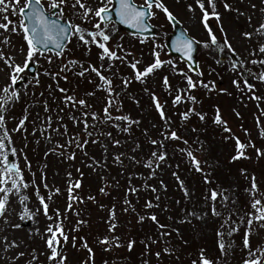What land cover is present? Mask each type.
Masks as SVG:
<instances>
[{
	"label": "rangeland",
	"instance_id": "1",
	"mask_svg": "<svg viewBox=\"0 0 264 264\" xmlns=\"http://www.w3.org/2000/svg\"><path fill=\"white\" fill-rule=\"evenodd\" d=\"M50 0H42V3H47ZM88 6L98 7L99 0H83ZM194 0H164V3L170 11L174 13L184 29H187L188 33L197 37L198 40L204 41L208 39L206 29L202 23L193 22V13L190 12L186 5L193 3ZM225 0H216L217 10L221 13V19L224 27L227 29L230 42L235 48V52L226 49L224 52L211 53L208 49L198 45V63L203 73L202 76L194 75V80H202L204 82L215 81L218 88H228L232 95H226L223 93H217L208 91L202 87L191 90V95L197 97V102L193 104L191 101H182L180 104L173 106L172 97L176 94L175 89L177 87L184 88L186 81L183 77L173 73L170 67L165 65L162 69L158 70L154 75L149 76L145 84L133 81L126 91L121 88L120 77H131L132 70L127 64H121L116 62L118 68V78L114 81L116 85V91L121 92L119 99L123 102V107L120 111L115 108L112 109L113 115L130 114L133 119H139L141 122L139 125H133L131 134L121 133L118 129L111 128L108 124H101L96 128V134L89 138L83 132V123H74L69 119L70 115H74L77 120L82 121V113L84 111H96L99 114H103V107L106 103V93L104 91L95 88L93 83H88L86 78L78 77L74 71L63 73L58 80L61 87L69 89V94H72V90H76V95L81 98H86L87 103L91 105V109L77 106L75 109L65 106L62 103V97L59 91H55L52 95H49L48 85L52 84L53 88L56 87L57 81L50 79V77L44 75V70L59 71L61 59L77 58L81 59L85 66L90 61L93 64L99 66L98 53L99 49L93 45L91 51L81 45L72 41L66 46L69 47V51L66 57H57L54 52H45V57L38 58V60L30 62V65L34 66V71L31 73L30 69H27L26 81L20 82L21 85L28 81H34L35 77H38L41 81L40 85H33L29 88L28 94L23 95L21 100L11 107L6 114L7 128L11 132L15 128L19 120L24 116H28L26 121L27 138L25 139L24 132H11L13 144L9 147H15L17 152L12 154L9 151V159L11 162L17 163L23 170L25 180L30 183L29 188L26 190V195L30 197L28 206L35 211L37 208L40 210L36 212L33 219H27L20 221L18 215L10 214L9 219L12 223H21L19 229H14L5 225L0 221V229H3V235H7L9 240L16 239L20 243V247L15 250H10L8 256L14 255L17 252L23 251L25 255L21 257L15 264H28L32 260V255L36 254L37 259L32 261V264H55L54 261H49L45 253L50 254V250L46 246L47 233L45 229L49 224H56L60 222L63 224L65 233L69 239L65 243L62 238L60 243L56 245L60 251V255L67 256L66 264H143L145 260L148 264H191L192 260H197L200 254V250L204 249L205 256L211 259L214 264H243V261L248 258V250L243 247V233L247 227L246 223L240 225V231L234 233L231 238L225 237L233 244L232 248L227 253H222L218 247V237L216 231L219 228L221 219H215L209 216L205 221L193 220V222L186 223L184 218L187 208L189 211H200L204 206V198L206 195H210L209 189L216 187L219 184L223 188H231L235 192V198L237 200L235 206L231 203L228 205V209L233 207L239 209L240 216L252 211L250 198L244 189L249 187V182L246 181L240 174L241 168H246L249 173L254 172L257 177L258 185L261 191H264V158L257 159L255 149L252 147L247 148V154L251 159H240L238 161H232L231 156L235 155V138L239 137L242 142L247 144L249 140L255 143L258 148H264V138L259 135V128L257 127V117H260L261 125L264 126V99L257 101L250 98V93L245 89L243 92L237 91L231 84V80L236 76L228 70L230 62H236L238 69L247 72L251 69L253 73H259L264 71V67L260 64L252 65L251 60L264 59V57L257 55H250L253 49L258 51L259 43L264 42V36H257L255 34V28L260 23L264 22V0H227L228 3L233 5L231 10H225ZM72 0H69L71 5ZM138 4L142 1L137 0ZM112 4V2H111ZM255 5L253 8L251 5ZM195 6V5H194ZM238 10V11H237ZM242 13V14H241ZM4 13L0 12V17ZM9 19L18 21V16H12L10 13ZM197 21L200 18L199 9L196 12ZM252 17L251 23L248 17ZM63 18L72 19L75 23H81L85 28H91L92 23L97 18H93L92 23L83 21L80 17L76 16L73 10L69 7L66 9ZM166 15L162 11H157V15L150 18V22L159 30V36H156L155 41H145L141 43V37H134L124 32L118 26L112 22L108 23V28L114 25L116 32L111 33L113 39L109 42V47L115 49L116 45L122 44L124 48L131 51L133 54L128 59L133 58L141 61V69L148 63L152 62L154 57L152 56V49L155 44L161 45L158 49L161 54V58L164 60L173 61L179 68L184 69L185 66L178 62L176 59L170 57L167 54L164 43L168 35L171 33V27L166 21ZM104 25L102 24V27ZM210 26L215 31V34L222 41L223 34L219 31V22L215 18H211ZM248 31L253 32L252 38L245 39L242 33ZM8 33L0 30V50H3L5 55H11L15 57L16 62H21L25 58L20 52V46L23 42L20 35L13 34L11 36V44L4 45L2 43L3 37ZM48 55L53 56V62L49 64L46 60ZM220 59L221 64H216L215 60ZM241 59L247 62L242 68H239V62ZM4 62L0 60V68H3ZM115 70V69H114ZM8 69L0 71V86L8 83ZM107 75L108 73L105 72ZM63 75H67L69 79L65 81ZM168 75L170 84L172 85L173 92L171 95L163 87V76ZM96 83H99L98 78L92 74ZM256 87L253 91L257 96L264 97V83H260L254 78L250 79ZM147 86L152 92H155L160 101L166 103V113L172 118L173 127L178 131V134L189 141V145L194 150L195 155L202 161V167L205 169V173H211V180L213 183L206 185L203 180V175L196 172L187 158L186 155L176 149V146L183 148L185 145L183 141H167V147L169 156L165 163L161 165V169L157 170L154 177H150V169L143 166V163H133L127 157L133 155L132 148L134 142H138L142 145V150L135 153L137 159L140 161H146L151 151L155 146H152L148 140L151 138L159 137V130L163 128V122L160 121L158 113L152 107V101L150 96L143 91V88ZM88 92H95L94 96H87ZM43 93V97H41ZM135 97L140 101L136 104L131 97ZM43 100L49 102L51 110L45 112L43 108ZM207 100L213 101L221 109V114L224 120L227 121V125L231 128V132L224 131V126L211 125L210 122L200 121L196 115L190 116L189 120L182 123L179 113L186 111L190 107H195L197 111L206 113L205 106H208ZM27 108V112L25 109ZM63 109V111H59ZM235 109V111H234ZM240 113V116L236 115V112ZM207 115V114H206ZM47 116L52 117V131L51 142H47L44 136L39 131L33 134V128L39 129ZM59 116H63V120H58ZM198 121H197V120ZM89 123H94L89 116ZM206 120V119H205ZM203 122V123H202ZM66 124L68 133L61 135L64 129L60 127V131L55 129L58 125ZM153 125H156L154 128ZM144 129H148L149 135L146 136ZM195 129V131H193ZM247 129V132L245 131ZM112 131L114 139H120L121 145L116 146L111 143V140L100 136L99 143H88L81 150L74 144L69 149H63L65 155L70 152L76 153L75 160L65 159L64 156L57 152L49 153L45 156V152L49 148H53L56 142L60 144H66L67 140L73 134H79L84 139H97L100 132ZM46 134V133H45ZM40 140L38 144L36 141ZM233 141V142H232ZM107 146V153L104 152V147ZM201 148L203 151H201ZM85 152L87 155H85ZM120 153H124L123 163L117 164L114 162V156ZM25 156L27 160H25ZM100 161V165L92 167L89 166L93 163L92 158ZM31 165L29 168L28 165ZM179 166V167H177ZM79 169V171H77ZM176 171L184 180L186 186L193 193L190 200H186L183 191L178 187V181L172 175ZM71 173V177L68 173ZM81 173L83 175L81 176ZM33 174H35L33 176ZM35 180V185L39 187L41 195H44L46 200L49 192H53L56 188L60 189L59 194H54L51 200H47L49 204V214L54 217L53 220H49L43 213L42 205L39 204V200L35 195L36 187L31 184V181ZM81 181V187L75 189L73 195L77 198L83 197V201L79 199L73 201V207L68 208L69 193L68 188L70 185H74L75 182ZM163 180L167 185L165 190L160 186V181ZM47 183L49 187L44 188V183ZM146 185H153L157 188V192H152L150 187ZM135 186L139 191L131 193L128 189ZM101 187L106 188L107 195L101 193L99 189ZM159 195L160 200L156 201L155 197ZM89 196H94L96 199L89 200ZM136 201L133 211L131 206L125 201ZM151 200L154 204L158 203L159 207L152 209H145L146 202ZM11 209H15L18 213L22 209V205L18 203L17 196L11 197ZM179 201L180 203H176ZM104 205L103 208L100 205ZM113 204L116 206V223L118 224L114 232L109 230V224L112 221L109 218V211ZM143 204V206H142ZM167 206V210H165ZM124 207V208H123ZM129 208L128 211H124L125 208ZM219 209V204L217 205ZM56 209L60 210L61 215L56 217ZM207 210V209H205ZM151 212H155L160 224L165 225L164 229L158 227L156 222H153L150 218L145 219L143 222L139 221V215L150 216ZM227 211L225 210V216ZM171 217V219H170ZM81 223L77 228L79 221H86ZM234 220H238V217H233ZM89 231H85L88 229ZM39 228L43 235H33V230ZM174 229H179V235ZM162 231L169 232L168 236H161ZM89 233L90 236H94L90 241L89 247L92 248L93 253L89 258L87 249L81 244L78 248V240L76 236H84ZM106 236H118L120 240L124 241L120 247H110L109 245H101L100 249H96V243L102 240ZM75 238V246L73 242ZM149 238H152L151 240ZM127 239V241H125ZM135 240L133 250L129 251L127 248L128 240ZM152 240H156L157 243H153ZM186 242V243H185ZM250 244L253 249H264V229L259 228L258 224L253 225V232L250 236ZM140 245L142 248H140ZM165 247L173 249L171 253L163 251ZM35 249V253H33ZM101 251L102 257L97 255L96 252ZM161 252L159 258L155 253ZM261 253L257 251V255ZM97 255V256H96ZM109 255V258L106 257ZM101 257V259H100ZM6 256L3 252H0V264H5ZM8 264H13L11 260ZM264 264V261H262Z\"/></svg>",
	"mask_w": 264,
	"mask_h": 264
},
{
	"label": "snow or ice",
	"instance_id": "2",
	"mask_svg": "<svg viewBox=\"0 0 264 264\" xmlns=\"http://www.w3.org/2000/svg\"><path fill=\"white\" fill-rule=\"evenodd\" d=\"M195 5V6H194ZM253 8L256 6L251 5ZM71 8L76 16L80 17L83 21L92 23L93 18H97L94 23H92L91 28H85L81 23H75L72 19L67 21H62V18L65 15L66 9ZM112 7L111 0H99L98 7L88 6L83 0H72L71 5H69V0H50L45 7V3H42V0H0V12L4 13L0 17V30L4 33H8L3 37L2 43L4 45H10L13 48L14 45L11 44V36L13 34L20 35L24 43L20 46V52L24 55V59L21 62H16L15 57L8 55L6 56L3 50H0V60H3L4 66L0 68V71H4L5 68L8 69V83H5L3 86H0V221L5 225H8L11 228L19 229L22 225L21 223H12L9 219L10 214L18 215L20 221L27 219H33L36 212L40 209L37 208L35 211L29 208L28 201L30 197L26 195V190L29 188L30 183L25 180L23 170L19 167L17 163L11 162L9 159V151L12 154L17 152L15 147H9L13 144L11 132H24L25 139L27 138V128L26 121L28 116L24 115L19 122L16 124L15 128L9 131L6 124V114L11 107H14L18 103L23 95H27L29 88L33 85H40L41 81L38 77L34 78V81H28L21 85L20 82L26 81L27 79V69L30 66V62L38 60V58L45 57V51L51 52L53 49L49 48V45H53L56 49L57 57H66L69 47L66 46L65 41L69 42V45L72 41H75L76 44L81 45L87 49L88 52L91 51V47L95 45L100 51L98 53V59L100 61L99 66L88 62L85 66L84 62L81 59L71 58V59H61L59 71L55 70H44V75L50 77V79L57 81L56 87L53 88L52 84L48 85L49 95H52L55 91H59L62 94V97L57 99H62V103L65 106H69L75 109L77 106H82L84 108L91 109V105L87 103L86 98H81L76 95V90H72V94H69V89L61 87L58 83L61 74L74 71L75 74L80 78H86L88 83H93L95 88L101 91H104L106 95V103L103 107V114H99L96 111H84L82 113V121L77 120L74 115H70L69 119L73 120L74 123H83V132L91 138L96 134V128L101 124H108L111 128L118 129L121 133L131 134L132 126L139 125V119H133L130 114H120L113 115L112 109L115 108L117 111H120L123 107V102L119 99L121 92L116 91V85L114 81L118 78V68L116 67V62L119 61L121 64H127L128 67L132 70L131 77H120L121 79V88L123 91H126L129 85L133 82H139L145 84L149 76L154 75L158 70L162 69L165 65L170 67V70L183 77L186 81V86L184 88L177 87L175 89L176 94L172 97V105L176 106L182 101H191L193 104L197 102V97L191 95V90L202 87L212 93L213 91L217 93H223L226 95H232L229 92L228 88H218L215 81L204 82L203 80H194L192 75H189L185 72L184 69L179 68L173 61L164 60L161 58L160 51L158 50L161 45L155 44L152 49V56L154 59L152 62L148 63L142 69L140 67L141 61L139 59L133 58L129 60L128 57L133 54L128 49L124 48L122 44L116 45V48L113 49L109 47V42L113 39L111 33H115L116 29L113 25L111 29L108 28V21L110 20L109 9ZM187 9L192 12L193 22L202 23L206 29L208 39L201 41L197 37L188 33L187 29L182 31L176 39L173 41V46L176 51L184 54L188 61L192 60V53L196 50V46L200 45L205 49H208L211 53L224 52L226 49L235 52L230 38L227 33V29L224 27V24L221 19V13L217 10L216 0H194L193 3L186 5ZM197 8L199 9L200 18L197 21L196 12ZM225 10H231L233 5L228 3L227 0L224 2ZM157 11H162L168 21L175 22L177 17L164 3V0H142L141 4L137 3V0H117L115 12L119 21L123 24H127L130 27L137 29L136 32H133L134 37H140L143 33L147 32L151 28V24L148 22L149 17H154L157 15ZM238 11V10H237ZM264 11V9H262ZM18 16V21H13L9 19V15ZM242 14V13H241ZM55 17V18H50ZM215 18L219 22V31L223 34L222 41L217 37L215 31L210 26L211 18ZM249 22L251 23L252 17H248ZM102 24L104 25L102 27ZM255 34L257 36H264V22L260 23L257 28H255ZM243 38L251 39L253 32L245 31L242 33ZM146 37L141 39L140 42L144 43ZM153 41H155V35L153 34ZM250 55H257L264 57V42L259 43L258 51L253 49ZM46 60L49 64L53 62V56L48 55ZM247 61L241 59L239 62V68H242ZM216 64H221L220 59L215 60ZM252 65L260 64L264 67V59L251 60ZM191 67V65H189ZM115 69V70H114ZM228 70L231 71L236 78L231 80L232 86L240 92H243L245 89L250 93V98L260 101L264 97L257 96L253 89L256 87L253 83L250 82L251 78L264 83V71L259 73H253L251 69H248L245 73L238 69V64L236 62H230L228 65ZM105 72L108 74L106 75ZM92 74L98 78L99 83H96L93 79ZM199 76H202L203 73L199 72ZM63 79L67 81L69 77L63 75ZM163 87L169 93L172 94L173 88L169 81V76H163ZM143 91L150 96L152 101V107L158 113L160 121L163 122V128L159 130L158 138L149 137L148 142L155 146L154 150L151 151L150 155L147 157L146 161H140L135 155L136 152L142 150V145L138 142H134V147L132 148L133 155L127 157L133 163H143V166L147 169H150V177L156 175L157 170L161 169V165L165 163L168 159L169 152L167 147V141H183L185 147L181 148L178 145L175 150H178L181 155H186L189 159L192 168L203 175V180L206 185L213 183L211 180V173H205V169L201 166L202 161L197 158L194 153V150L189 145V141L178 134V131L173 127L172 118L169 117L166 113V101L161 102L159 97L155 92H152L147 86L143 88ZM43 97V93L40 94ZM87 96H94L95 92H88ZM131 99L139 104L140 101L134 96ZM43 108L47 113L51 110L49 102L43 100ZM59 111H63L60 109ZM235 111V109H234ZM27 112V108L25 109ZM196 115L200 121H205L206 113L197 111L195 107H190L186 111L179 113L182 121H188L190 116ZM237 116H240V113L236 112ZM264 115V112L261 113ZM89 116L91 117L94 123H89ZM58 120L62 121L63 116H59ZM214 125H223L224 131L231 132V128L228 127L227 121L223 119L221 114V109L217 105L215 106V116L213 118ZM60 127H63L64 131L61 135L68 133V128L66 124L58 125L55 131L59 132ZM155 128L156 125H153ZM257 127L259 128L260 137L264 138V126L261 125L260 117H257ZM39 131L41 135L44 136V139L47 142H51L52 136V117L47 116L44 120L43 125L37 129L33 128V134ZM195 131V129H193ZM247 132V129H245ZM46 133V134H45ZM146 136L149 135L148 129H144ZM103 136L111 140V143L116 146L121 145L120 139H114L112 131L100 132L97 136V139H84L79 136V134H73L66 142V144H60L59 141L56 142V145L53 148H49L45 152V156L49 153L57 152L58 154L64 156L65 159L75 160L76 153L70 152V154L65 155L62 151L63 149H69L75 142V146L81 150L84 149V146L88 143H99V137ZM235 144V155L231 156L232 161H237L240 159H251L247 154V148L252 147L255 149L257 159L264 158V148H258L255 146V143L249 140L247 144L242 142L239 137H234ZM38 144L40 140L36 141ZM107 146L104 147L105 154L107 153ZM201 151L203 149L201 148ZM85 155L87 153L85 152ZM124 153H120L114 156V162L117 164H122ZM25 160L27 157L25 156ZM93 163L89 166L95 167L100 165V161L92 158ZM28 167L31 165L29 163ZM179 167V166H177ZM79 171V169L77 170ZM240 174L243 178L249 182V187L245 188V193L248 194L250 198V204L252 211L245 213L243 216H240L239 209L233 207L228 209V205L231 203L235 206L237 200L235 198V192L231 188H223L219 184L216 187L210 188V195H206L204 198V206L198 212L196 210L189 211L187 208L184 209L186 216L184 222L192 223L193 220L205 221L209 216L215 219H221L219 228L216 231V236L218 237V247L222 253H227L229 249L232 248L233 244L226 240L225 237L231 238L234 233L240 231V225L245 224L247 227L243 233V247L248 250V258L243 261V264H262L264 261V249H253L250 244V236L253 232V225L258 224L259 228L264 229V191H261L257 177L254 172L249 173L246 168L240 169ZM35 174H33L34 176ZM83 173H81V176ZM172 175L178 181V187L183 191V195L186 200H190L193 193L186 186L183 179H181L178 172L174 171ZM68 176L71 177V173H68ZM31 184L36 187L35 195L39 200V204L42 205L43 213L50 221L54 219L52 215L49 214V204L47 200H51L54 194H59L60 189L56 188L53 192H49L47 200L44 195H41L39 187L35 185V180L31 181ZM150 187L152 192H157V188L153 185H146ZM160 186L167 189V185L164 184L163 180L160 181ZM49 185L45 182L44 188L47 189ZM81 187V181L77 180L74 185H70L68 188L69 193V204L68 208L73 207V201L79 199L80 202L83 201V197L77 198L73 195L75 189ZM99 191L105 195V187H101ZM129 192L135 193L139 190L132 186L128 189ZM17 196L18 203L22 205V209L16 213L15 209H11L10 205L12 203L11 197ZM89 200H95L94 196H89ZM156 201L160 200V196L155 197ZM125 203L130 205V201H125ZM176 203H180L176 201ZM219 204V209L217 205ZM101 208L104 205H100ZM145 209H152L154 207H159V204H154L151 200L146 202L144 205ZM207 209V210H205ZM129 208H125L124 211H128ZM135 211V209H132ZM167 210V206H165ZM225 210L227 215L225 216ZM56 217L61 215L60 210L56 209ZM238 217V220H234L233 217ZM109 218L112 223L109 224V230L114 232L118 224L116 223V206L113 204L111 210L109 211ZM150 218L153 222L158 224V227L164 229L166 226L160 224L155 212H151L150 216L139 215V221L143 222L145 219ZM171 219V217H170ZM81 223H86V221H79L77 228ZM179 235V229H174ZM45 232L48 234L46 238L47 249L50 250V254L45 253L49 261H54L55 264H66L67 256L60 255V251L56 245L60 243V239L66 243L69 239L68 235L65 233L63 224L57 222L56 224H49L45 229ZM0 233H3V229H0ZM33 235H43L40 232L39 228L33 230ZM161 236L170 235L169 232L162 231ZM150 240L152 238H149ZM75 246V238H73ZM153 243H157L156 240H152ZM102 245L112 244L115 247H120V238L118 236H106L99 241ZM135 240H128L127 248L131 251L135 245ZM186 243V242H185ZM88 253L89 258H91L93 250L88 246L87 241L83 245ZM20 247V243L16 239L9 240L7 235L0 234V252H3L6 256L5 264H8V261L11 260L13 264L18 261L21 257L25 255V252L20 251L14 255L8 256L10 250H15ZM33 249V253H35ZM166 253H171L174 250L168 247L163 249ZM257 251L261 254L257 255ZM156 257L161 256V252L157 251L155 253ZM37 259V255H32V260L28 264H32V261ZM85 264H88V261H85ZM143 264H148V261L145 260ZM191 264H214L211 259H208L205 256L204 249L200 250V254L197 260H192Z\"/></svg>",
	"mask_w": 264,
	"mask_h": 264
},
{
	"label": "water",
	"instance_id": "3",
	"mask_svg": "<svg viewBox=\"0 0 264 264\" xmlns=\"http://www.w3.org/2000/svg\"><path fill=\"white\" fill-rule=\"evenodd\" d=\"M116 3H117V0H115V7H116ZM109 12H110V14H113V12H115V10H110ZM115 14H116V12H115ZM111 18H112V17H111V15H110V19H111ZM113 21L117 22V24H120L122 27H125V28L129 29L132 33L137 31V29H134V28L130 27V26L127 25V24H123V23H121V22L119 21V19H118L117 16H115V17L113 18ZM171 23H172V26H173V31H174V33H173V34L168 38V40H167L166 47H167V49L169 50V53H171L173 56H179V58H180L181 60H184V61L186 62V64H187L188 67H189V65H191V67H189V68H190L193 72H196V71H197V63H196V60H195V51L192 53V60H191V61H188V60L186 59V57L184 56V54L181 53V52L176 51L175 47L173 46V41H174V40L176 39V37H177L182 31H184V30L181 28L180 24H179L177 21H175V22H171ZM143 34H144V35H152V34H154V29L151 27L147 32H145V33H143ZM48 47H49V48H52V49H55L53 45H49ZM55 50H56V49H55Z\"/></svg>",
	"mask_w": 264,
	"mask_h": 264
},
{
	"label": "trees",
	"instance_id": "4",
	"mask_svg": "<svg viewBox=\"0 0 264 264\" xmlns=\"http://www.w3.org/2000/svg\"><path fill=\"white\" fill-rule=\"evenodd\" d=\"M86 222H88L87 219H86ZM87 228H88V229H85V231H89V232H90L88 226H87ZM93 237H94V236H93V235L90 236L89 233H87L86 236H84V234H83L82 236H77V240H78V248H80V245H81V244L84 245V242H85V241H87V243H88V245H89V244H90V241L92 240ZM125 241H127V239H125ZM123 243H124V241L120 240V245H122ZM96 244H97V245H96V249H100V248H101V245L99 244V242H97ZM113 245H114V244H112L111 247H113ZM140 248H142L141 245H140ZM132 250H133V249H132ZM98 251H99V252H96V254H97V255H100L101 251H100V250H98ZM97 255H96V256H97ZM100 256L102 257V253H101ZM101 257H100V259H101ZM106 257L109 258V255H106Z\"/></svg>",
	"mask_w": 264,
	"mask_h": 264
}]
</instances>
